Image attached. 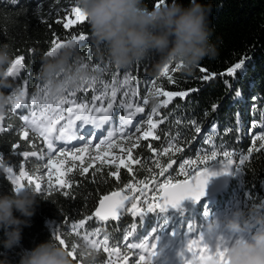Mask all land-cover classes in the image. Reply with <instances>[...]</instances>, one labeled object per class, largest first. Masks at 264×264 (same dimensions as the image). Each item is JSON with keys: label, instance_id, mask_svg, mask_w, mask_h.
Here are the masks:
<instances>
[{"label": "trees", "instance_id": "1", "mask_svg": "<svg viewBox=\"0 0 264 264\" xmlns=\"http://www.w3.org/2000/svg\"><path fill=\"white\" fill-rule=\"evenodd\" d=\"M182 2L187 4L188 0H182ZM203 2L212 7L211 40L217 54L213 59L205 58L191 73L180 69L176 73L177 84H168L166 80L163 81L165 90L175 92L197 89V91L191 92L186 99L175 98L167 108L158 109L160 115H157L155 120L159 121L161 115L167 117L164 123H158L155 130L161 139L140 141V146L133 150V155L141 160L140 164L132 165L135 176L121 168L120 179L116 180L107 175L109 171H115V168L109 165L102 166L100 172L90 169L84 177L80 176L78 170H74L69 174L73 186L62 191L55 182V176L52 188L49 189L47 186L44 171L45 159L40 157V151L44 149L42 141L35 140L36 149H33L19 136L23 123L19 116L28 114L35 107L31 105V96L43 88L44 82L40 79V69L44 58L47 57L46 53L52 46L51 41L54 36L59 38L60 42H67L72 35L85 34L87 37L85 41L77 42V49L72 56L67 49L65 50L69 73L78 72L79 77L85 78L96 75L102 79L107 78L109 82L117 74V70L121 81L124 74L130 75L131 86L138 89V96L125 98L123 91L119 92L114 104L113 116H116L114 112L118 106H121V99L133 103V109L140 106L144 90L152 85L154 79L159 86L161 80L159 70L162 65L159 64L158 57L152 56L125 68L116 67L109 59L104 46L94 41L87 21L83 23L77 21L76 24L70 25L69 29L63 27V23L68 21L64 19L65 12L57 11V7L66 8L74 5V0H59L58 3L55 0H19V3L15 5L10 0H0V49L6 48L9 54V61L0 65V79H4L10 85L0 87V94L8 97L11 90L19 85V81L24 82L27 89V102H25L27 107H21L15 112L5 108L3 113L5 119L0 122V127L5 128V131L0 132V194L9 193L14 189L4 171L8 166H12L14 173L19 175V167L23 165L33 180L30 184L27 177H22L21 182L35 191H37L35 183H42V191H37L35 214L29 226L22 232V248L31 249L49 239L58 243L55 240V235L58 234L65 239L67 249L71 250L72 244L76 248L79 242L85 249L90 250L86 252L85 264H101V261L103 264H108L109 259L112 263L114 260L124 263L122 256L113 254L109 257L102 249L97 253L93 242L86 238L81 239L85 230L79 228L74 230L72 225L84 219L89 230L99 227L102 233H110L114 237L113 243L118 241L123 251L127 249L124 248L125 242L122 237L133 228L136 234L130 238L131 242H143L151 234L153 227L157 229L167 227L169 230L175 227L179 234L182 233L189 219L185 216L182 222L179 220L180 214L176 213L165 215L169 219L167 226L163 224L165 216H159V213L149 214L148 217L139 221L126 213L122 215L119 222H100L95 218L88 220L105 195L121 190L127 193L125 184L149 179L154 174L151 171L154 168L152 163L154 159L161 162L168 161L167 156H153L148 149L149 144L160 152H163L164 148L169 147L170 144L184 148L181 153L170 151L169 154L176 163L173 164L169 174L156 177L160 183L169 175L173 180H182L184 177L179 175L178 170L180 163L186 159L197 160L204 154H210L211 150H215L218 152V157L217 160L209 162V165H212L220 162L223 150L234 151L233 178L229 187L220 195L213 197L209 206L193 204L188 209L194 208V212H198L195 216L196 221L207 218L203 215L205 211L208 216L222 211L227 217L239 219L241 225L249 232L257 229L253 228L252 224L260 226L256 223V219L264 216V151L249 155L247 148L251 146L254 134L261 131L259 127L253 129L252 122L255 120L264 125V0H203ZM145 3L149 8L152 7V0H145ZM37 7L41 9L39 12L36 11ZM70 19L76 21L73 15ZM58 20L62 22H57ZM16 56L25 57V68L21 70L18 78L6 77L4 74ZM244 57H247L246 67L238 70L237 76L229 77L227 69ZM201 65L206 67L210 74H216L215 78L207 82L201 81L199 77L202 73L198 70ZM56 75L59 78V73ZM229 81L232 84L231 89L226 86ZM238 91L240 95H237ZM91 95V91L78 93L81 100L86 97L88 101H91ZM106 104L105 100V107ZM149 105L151 107L156 105V99L150 100ZM96 106H100V103L97 102ZM214 106L218 107L214 110ZM191 121H196V125H191ZM114 125L112 120L111 127ZM211 125L217 126L216 129L209 128ZM196 126L202 128L201 133H195ZM206 139L210 141L207 145L204 143ZM13 144L21 145L16 152L36 150L38 155L27 158L17 155L13 151ZM258 145L259 142L257 147ZM242 156H248V159L243 165H239V159ZM88 158L84 155L85 161ZM76 165L78 169L80 162L76 161ZM198 166L202 167V165L191 164L186 170L195 169ZM235 166H239L240 169L237 170ZM150 187L158 189V184L151 185L150 182ZM65 191L68 195L64 194ZM14 215L19 214L14 213ZM77 232L79 235L76 234ZM165 232L167 231L164 229ZM155 234H161V232L157 231ZM155 234L151 236L154 237ZM0 238H2V232H0ZM102 238L103 236L99 237V239ZM93 239L97 237L93 235ZM20 250L17 248L7 254L11 264H17V254ZM133 251L137 252V250ZM129 255L132 256L133 253L130 252ZM133 259H137V253ZM74 264H81L80 258L74 260Z\"/></svg>", "mask_w": 264, "mask_h": 264}, {"label": "snow or ice", "instance_id": "2", "mask_svg": "<svg viewBox=\"0 0 264 264\" xmlns=\"http://www.w3.org/2000/svg\"><path fill=\"white\" fill-rule=\"evenodd\" d=\"M10 2L15 5L19 3V0H10ZM55 2L58 3L59 0H55ZM164 3H166V0H152V7H160ZM40 10L39 7L36 8L37 12ZM63 11L65 12L64 19L68 21L67 23H63L65 29H69L70 25L76 24L77 21L81 23L87 21L86 15L81 12L78 7L72 6L70 9L66 7ZM73 14L76 17V21L70 19ZM57 22L62 21L58 20ZM86 39L87 37L85 34H78L72 35L67 42H60L59 38L54 36L51 41L52 46L46 53V56L52 57L54 54H58L66 49L72 56L77 49V42L85 41ZM246 60L247 57H244L233 66L229 67L227 69V75L229 77L237 76L238 70L246 67ZM24 61L25 57L16 56L4 75L10 78H18L21 75V70L25 68ZM180 69H182V65L165 64L159 74L161 78L159 86H157V81L155 79L152 81V87L155 89L156 106L151 108L147 120L144 121L148 126L147 130L142 131L140 125L135 127V131L141 133L140 136L135 138V141H133V137L127 132V129L132 125V121L136 118L137 114L145 112V108L136 106L133 110V103H129L126 99L120 100V105L127 114L120 115L118 128L113 127L107 130V135L94 144V156L91 154V149L93 147V141L97 137L89 131L87 126H92L98 131L106 128L113 120L114 114L112 110L119 92L123 91V97L125 98L129 96L136 98L138 96V89L131 86L132 81L130 80V75L124 74L123 80L121 81L119 71L117 70V74L112 77L110 82L107 78L102 79L96 75H92L90 78L80 76L76 86L65 89L62 95L50 98L45 85H43V88H40L36 94H33L31 96V105L35 107H33L28 114L19 116V119L23 122L19 130V136L21 140L26 141L33 149H36L35 140L40 139L42 141L44 149L40 151V157L47 160L46 175L48 188H52L55 176V182L62 191L70 189L73 185L71 183L72 178L69 174L74 170H78L80 176L84 177L89 173L90 169H95L96 172L102 171V166L104 165L115 168V171H109L107 175L109 177H114L116 180L120 179L121 168L126 169L129 174L135 176L132 165L140 164L141 160L133 155V150L140 146V140L143 139L146 141L151 138L152 140L158 141L161 139V136L157 135L155 130L158 127V123H164L167 117L161 115L159 121L155 120L153 117L155 115H160L158 109L167 108L173 99H186L191 92L197 91V89L175 92L165 90L163 81L166 80L168 84H177L178 80L176 79V73ZM198 70L202 73L199 79L203 82H207L216 76V74H210L209 70L202 65L199 66ZM170 71L171 74H169ZM226 86L231 89V81H229ZM89 91L92 93L91 101H88L86 97L83 100L78 97V93H87ZM240 94L241 93L238 91L237 95ZM25 96V91H19L18 93L13 92V94L9 96L12 112H15L21 107H27L23 100ZM160 97H163V99H160ZM105 100L107 101L106 107L104 106ZM97 102L100 103V106H96ZM143 103L145 105L149 103L147 96L144 97ZM216 107L218 106H214V110ZM4 119L5 116L3 112L0 111V121ZM190 123L194 126L197 122L191 121ZM216 127L217 126L213 125V129H216ZM256 127L261 128V131L254 134L251 146L247 148V153L249 155L253 152L264 151V125L254 120L252 122V128L254 129ZM194 130L196 134H199L202 128L196 126ZM3 131H5V128L0 127V132ZM117 135L121 140H127L131 146L128 147L124 144L117 143L115 140ZM77 140L85 141L84 145L70 150L58 146V144H67ZM257 142H259L258 147ZM204 143L207 145L210 141L206 139ZM20 147L21 145L19 144H13V151L15 154L25 158L37 157L38 152L36 150L16 152V149ZM114 148H119V151L121 153H126V155L117 156L112 151ZM148 149L155 157L167 156L168 161L161 162L158 159H154L152 161L154 168L151 169L154 174L151 175L149 179H140L138 182L133 181L124 185V188L127 189V193L135 194L129 195L121 190L114 191L110 195H105L99 201V206L95 209L94 213L88 217L89 221L95 218L100 222H119L122 215L125 213L130 214L131 217L137 221L143 220L148 217L149 214L153 213L168 214L171 212L183 216L184 202H199L201 198L206 195L209 177L219 174L210 171L209 162L217 160L218 157V152L211 150L210 154H204L202 158L197 160L186 159L180 163L179 170L180 173L185 176L184 180H173L169 175L167 179L160 183L157 181L156 177H164L166 174H169L170 169L173 168V164L176 163L172 155L169 154L170 151L181 153L184 151V148L174 147L170 144L169 147L164 148L163 152H160L153 145L149 144ZM85 154L89 156L87 161L84 160ZM233 158L234 151H222L220 166L223 173H227L228 169L234 166ZM247 159L248 156H242L239 159V165H243ZM76 161L80 162L78 169ZM97 161H99V166H97ZM191 164L202 165V167L198 166L195 169L186 171V168ZM235 168L237 170L240 169L239 166H235ZM4 171L7 173V179L14 188L26 186L21 182L22 177H27L29 183H32L33 178L25 171L23 165L19 167V175L14 173V168L12 166L6 167ZM150 182L151 185L158 184V189L156 187H150ZM35 189L37 191H42V183L36 182ZM153 193H155V195H153ZM64 194L68 195V192L65 191ZM149 197H151V199H149ZM157 200L160 202H155ZM197 215L198 212L190 211L187 218L193 219ZM203 215L207 217V211H205ZM163 224L165 226L169 224L167 216L164 217ZM72 227L74 230L77 228L85 230L81 239L86 238L93 242V246L96 248L97 253L102 249L109 257L113 254L122 256L124 264H168L164 256L166 255V249L171 250V241L168 240L163 227L160 229L153 227L151 229V234H155L157 231L161 232V234L154 235L155 243H150L148 238H145L143 242H131L130 238L134 237L136 234L135 228L128 230L126 235L122 237L125 242L124 248H126L127 251L122 250L118 241L113 243L114 237L110 233H102L99 227L95 230H89L84 219H81L78 224L74 223ZM252 227L260 228L264 227V225L256 226L252 224ZM76 234L79 235V232ZM93 235H95L97 239L94 240ZM178 235V229L173 227L171 236L175 237ZM101 236H103V238L99 239ZM55 240L67 249L66 241L61 235H55ZM230 242L231 236L220 234L217 231L212 232L211 236L208 238L201 233L200 244H202V247H199L198 251L194 248L196 244L194 240L192 243L187 244L186 249L182 246L178 254L185 258H187V254H191V259L188 260L187 264H208L214 256L222 259L223 250L227 248ZM133 250H141L138 259H133L136 255ZM130 252L133 253L132 256L129 255ZM69 255L73 260L79 258L76 255L75 245L73 244L69 251ZM101 264H103V261H101ZM108 264H112L111 259L108 260Z\"/></svg>", "mask_w": 264, "mask_h": 264}, {"label": "clouds", "instance_id": "3", "mask_svg": "<svg viewBox=\"0 0 264 264\" xmlns=\"http://www.w3.org/2000/svg\"><path fill=\"white\" fill-rule=\"evenodd\" d=\"M74 6L86 15L94 41L104 46L118 68L154 56L162 66L182 65L183 71L191 73L205 58L213 59L217 54L211 40L212 7L203 0H188L187 4L167 0L151 8L145 0H74ZM64 52L44 58L40 69L50 98L78 83L79 73H69ZM8 61L6 48L0 49V65ZM9 86L0 79V87ZM9 103V97L0 94V111ZM37 197L38 192L28 186L0 194V264H11L7 254L17 248L21 249L17 264H74L70 250L50 239L31 249L21 247L22 232L35 214ZM256 223L264 225V216L257 217ZM224 228L231 242L222 259L214 256L208 264H264V227L248 232L239 219L231 218L224 222ZM75 252L85 264L90 250L78 242Z\"/></svg>", "mask_w": 264, "mask_h": 264}, {"label": "rangeland", "instance_id": "4", "mask_svg": "<svg viewBox=\"0 0 264 264\" xmlns=\"http://www.w3.org/2000/svg\"><path fill=\"white\" fill-rule=\"evenodd\" d=\"M72 6H74V5H69L67 8L70 9ZM63 9H64L63 7H57V10H63ZM73 16L76 19V17H75L74 14H73ZM173 65H175V64H173ZM162 68H163V66L160 68L159 74H160V71H161ZM169 74H171V71H170ZM18 84L19 85H17L15 88H13L11 90L9 96H11L13 94V92L18 93L19 91H25V92L27 91L26 84L24 82H20L19 81ZM154 94H155V89L152 87V85H150L149 87H147L144 90V95L142 97L144 99V97L147 96V98L149 100V103L147 105H145L143 103V99L141 100L140 107H144L145 108V112L144 113L137 114V116L135 118L136 121H135L134 125L132 124L127 129V132L130 135H132L133 141H135V138L136 137H138V136L141 135V133L135 131V127L137 125H140L141 126V130L142 131L143 130H147V128H148L147 124L144 123V121L147 120L148 113L151 111V108L152 107L149 104H150V100L155 99V95ZM23 100L25 102H27V92H26V96L23 98ZM154 106H156V105H154ZM5 108L11 110L10 103L7 104V105H5L4 109L2 110L3 113H4ZM114 113L116 114V116H115V118H116V124H115L114 127L118 128L119 127V117H120V115L127 114V113L124 111L123 108H121V106H118V109L115 110ZM153 118L156 119L157 118V115H155ZM209 128H212L213 129L212 125ZM109 129H111V123H109L106 126L105 129H103V131H102L103 134L102 135L100 134V136L98 137V139L96 138L93 141V147L91 149V154L93 156L95 155L94 144L97 143V142H99V139H102L104 136H106L107 135V130H109ZM213 130H215V129H213ZM149 139H151V138H149ZM115 140L117 141V143L124 144L125 146H128V147L131 146L130 143L127 140H121L118 135L115 137ZM140 141H143V139H141ZM80 142H82V141H80ZM80 142L77 145L72 146V147L67 146L66 144H60L59 147H64L66 150H70V149H73L75 147H82L84 145V143H80ZM112 151L117 156L125 155V153H121L119 151V148H114ZM85 157L86 158L89 157L88 154H85ZM46 163H47V160L45 159L44 160V171L47 174ZM96 163H99V161H97ZM214 164H216V163H214ZM178 173H179V175H181L182 177H184L182 179V180H184L185 179V176L180 173V170H178ZM46 177H47V175H46ZM165 179H166V177H165ZM153 195H155V193H153ZM149 199H151V197H149ZM155 202H160V201L157 200ZM210 204H211V199L208 200V201H206V202H204L203 205L206 207V206H209ZM192 205H188L187 206L186 210L184 211V215L183 216L180 215V219H179L180 221L183 222V220L185 219V216L188 217V213L190 211L191 212H194L195 211L194 208L188 209V207L189 206H192ZM185 214H187V215H185ZM157 215L155 217H157ZM165 215L166 214H160L159 213V216H165ZM229 219H231V217L225 216L224 213H222V211L218 212V214H214V215H211V216H207V218H202V219L200 218L198 221H196V218L189 219L188 222L185 223L184 228L182 226V228L184 229L182 231V233H180L178 236H175V237L171 236L172 230H169V229H167V227H164L165 231H167L165 233L167 234L168 240L171 241V243H170V249L171 250H169V249H166L165 250L166 255L164 256V259L168 262V264H187L188 260L191 259V254H187V258L181 257L178 254L179 251H180V248L183 246L186 249L187 244L188 243H192L195 240L196 241V244L194 245V248L198 251V248L199 247H202V244H200V235H201V233H203L206 238L210 237L211 234H212V232H216V231L218 233H220V234H224V235L230 236V234L224 228V222L226 220H229ZM158 229H159V227H158ZM151 235L152 234H150L148 236L149 242L150 243H155V239ZM136 253H137V259H138V255L141 254V250H137ZM112 264H124V263H121V262L119 263V262H117V261L114 260Z\"/></svg>", "mask_w": 264, "mask_h": 264}, {"label": "water", "instance_id": "5", "mask_svg": "<svg viewBox=\"0 0 264 264\" xmlns=\"http://www.w3.org/2000/svg\"><path fill=\"white\" fill-rule=\"evenodd\" d=\"M209 168H210V171L216 172L219 174L209 177V183L206 187V195L204 197H202L199 202H197V203H193L191 201L184 202V211L186 210L188 205H192V204L203 205L204 202L212 199L213 197L220 195L229 187L230 182L233 178L234 166L229 168L227 173L222 172L220 162H218L216 164L209 165ZM108 195H110V194H108ZM98 206H99V203H98L97 207Z\"/></svg>", "mask_w": 264, "mask_h": 264}, {"label": "bare ground", "instance_id": "6", "mask_svg": "<svg viewBox=\"0 0 264 264\" xmlns=\"http://www.w3.org/2000/svg\"><path fill=\"white\" fill-rule=\"evenodd\" d=\"M135 121H136V119L134 120V122L132 123L133 125H134V123H135ZM88 129H89V131L90 132H92L93 134H100L103 130H100V131H98V130H96V129H94L92 126H88ZM103 133V132H102ZM95 134V135H96ZM97 137V136H96ZM80 142V141H79ZM80 143H85V141H82V142H80Z\"/></svg>", "mask_w": 264, "mask_h": 264}]
</instances>
